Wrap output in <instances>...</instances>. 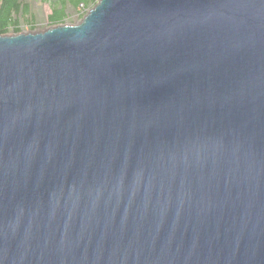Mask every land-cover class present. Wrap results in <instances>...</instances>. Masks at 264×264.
I'll list each match as a JSON object with an SVG mask.
<instances>
[{
	"label": "water",
	"instance_id": "obj_1",
	"mask_svg": "<svg viewBox=\"0 0 264 264\" xmlns=\"http://www.w3.org/2000/svg\"><path fill=\"white\" fill-rule=\"evenodd\" d=\"M0 264H264V0L0 35Z\"/></svg>",
	"mask_w": 264,
	"mask_h": 264
},
{
	"label": "rangeland",
	"instance_id": "obj_2",
	"mask_svg": "<svg viewBox=\"0 0 264 264\" xmlns=\"http://www.w3.org/2000/svg\"><path fill=\"white\" fill-rule=\"evenodd\" d=\"M59 1L60 0H20V2L27 4L23 10L21 4V7L17 12V17H14V19L16 18L17 23L14 24L10 21H5L0 25V29L5 30L3 33L7 35L20 32L28 33L30 31H45L46 29L57 25L48 23L47 15L49 10H51V7L48 8L47 4L50 5L51 2L58 4ZM28 4L30 5V9H28ZM86 12L87 9L82 10L78 7L73 8L67 4L65 5V9L60 12L64 15L60 24H77L83 19ZM15 30L18 32H15Z\"/></svg>",
	"mask_w": 264,
	"mask_h": 264
},
{
	"label": "trees",
	"instance_id": "obj_3",
	"mask_svg": "<svg viewBox=\"0 0 264 264\" xmlns=\"http://www.w3.org/2000/svg\"><path fill=\"white\" fill-rule=\"evenodd\" d=\"M48 1V0H47ZM84 4V6L89 5L90 3H94V0H60L58 4L50 3L51 10L47 15V20L49 24H60L62 22V18L64 17L63 13H60L61 10L65 9V5H69L73 8H76L79 4ZM21 2L18 0H0V25L7 22H12L14 24L17 23L16 18L17 12L21 7ZM52 4V5H51ZM59 5V6H58ZM23 10V8H22ZM1 27V26H0ZM5 30L0 29V35H3ZM15 32H18L15 30Z\"/></svg>",
	"mask_w": 264,
	"mask_h": 264
},
{
	"label": "built area",
	"instance_id": "obj_4",
	"mask_svg": "<svg viewBox=\"0 0 264 264\" xmlns=\"http://www.w3.org/2000/svg\"><path fill=\"white\" fill-rule=\"evenodd\" d=\"M98 0H94V3H96ZM94 3L92 4V3H90L89 5H87V6H84V4H79L78 5V8H81L82 10H85V9H87V12L92 8V6L94 5ZM86 12V13H87Z\"/></svg>",
	"mask_w": 264,
	"mask_h": 264
},
{
	"label": "crops",
	"instance_id": "obj_5",
	"mask_svg": "<svg viewBox=\"0 0 264 264\" xmlns=\"http://www.w3.org/2000/svg\"><path fill=\"white\" fill-rule=\"evenodd\" d=\"M18 2H20V0H18ZM26 4L27 3H22V8H24ZM47 6H48V8H50V5L49 4H47ZM28 9H30V5L29 4H28Z\"/></svg>",
	"mask_w": 264,
	"mask_h": 264
},
{
	"label": "clouds",
	"instance_id": "obj_6",
	"mask_svg": "<svg viewBox=\"0 0 264 264\" xmlns=\"http://www.w3.org/2000/svg\"><path fill=\"white\" fill-rule=\"evenodd\" d=\"M98 1H99V0H98ZM98 1H97V2H98ZM97 2H96V3H97ZM96 3H94V5H95ZM94 5H93V6H94ZM93 6H92V7H93ZM77 7H78V6H77Z\"/></svg>",
	"mask_w": 264,
	"mask_h": 264
}]
</instances>
